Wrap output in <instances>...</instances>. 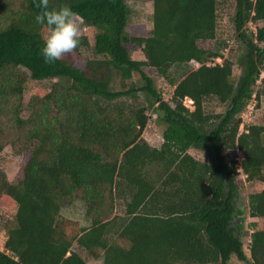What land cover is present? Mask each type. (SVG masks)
<instances>
[{"label":"trees","instance_id":"16d2710c","mask_svg":"<svg viewBox=\"0 0 264 264\" xmlns=\"http://www.w3.org/2000/svg\"><path fill=\"white\" fill-rule=\"evenodd\" d=\"M128 1L67 0L98 31L101 59L77 65L44 62L45 29L34 21L39 0H0V154L9 142L22 155L14 183L0 171V201L10 198L15 207L3 225L0 264H264V229L253 224L247 251L238 216L242 174L257 185L249 214L264 218V123L239 130L249 102L261 96L264 0H228L242 50L237 78L218 37L219 0H152L150 32L130 25ZM80 41L74 51L90 46L87 36ZM192 62L199 66L175 76V67ZM20 68L33 80L55 81L32 99L28 118ZM147 69L174 88L170 102ZM139 92L153 98L165 125L161 148L143 138L147 108L122 103ZM210 99L225 111H209ZM10 124L25 129L13 133L17 143ZM236 149L242 159L230 161ZM119 199L123 215L115 211ZM75 200L85 204L90 227L62 214Z\"/></svg>","mask_w":264,"mask_h":264},{"label":"rangeland","instance_id":"374dc122","mask_svg":"<svg viewBox=\"0 0 264 264\" xmlns=\"http://www.w3.org/2000/svg\"><path fill=\"white\" fill-rule=\"evenodd\" d=\"M219 19H218V37L220 41L224 42V57L231 59L234 65V77L237 78L239 74V66L238 60L239 56L242 53L240 43L238 42L235 34L234 24L232 21V17L234 16L235 9L233 3L228 0H219ZM128 5L131 10L130 17V25L135 26H144V28L150 32L153 28V2L152 0H129ZM78 24L80 26V36H87L90 41L89 47H83L78 51H73L70 54H65L62 59L68 61H75L77 65L82 64L85 60H95L101 59V56H98L94 50V39L98 31L91 26H88L84 23V21L78 17ZM259 25H264V23H259ZM3 26V23L0 19V28ZM252 30L256 31V26L251 24ZM132 51V56L135 59L143 60L144 55L139 47L130 46ZM218 63H222L223 59L218 58L216 60ZM199 65L196 62L189 63L188 65H182L181 67L174 68V74L177 77H181L188 71L196 69ZM21 73L26 77L25 83V91H24V101L25 106L22 108V117L28 118L31 114V101L34 97H43L46 93H48L53 87L55 81L52 80H44V81H36L30 78V73L24 69L20 68ZM149 75L153 77L156 81V86L158 91L162 94V97L165 101L170 102L171 97L174 91V88L169 85V83L158 76V74L150 69H147ZM140 83H143L140 81ZM256 91L261 93V96L258 98L256 95L253 97V100L249 102L253 108L251 113H249L248 117L242 120V124L240 126V133L243 131L244 125L249 124H263L264 123V72L259 79ZM122 103H125L131 107H146L147 114L149 116L148 125L143 133V138L153 147L161 148L163 143V132L165 130V125L160 122L159 116L155 111L153 103V98L150 97L146 92H139L135 94L134 97L123 98ZM190 109H193L194 106L191 105V102L188 100L185 103ZM207 109L212 112H224L225 107L220 105L216 100L210 99L207 101ZM247 110V109H246ZM245 110V111H246ZM6 123H10L5 121ZM245 130V129H244ZM22 131L25 132V129ZM9 133V137L14 138V132H18L16 130V126L10 124L9 129L7 130ZM16 133L19 135H24L25 133ZM21 141V140H20ZM190 153L199 159H205L206 155L204 152L191 149ZM228 158L230 161L239 162L242 159V153L238 149L229 151ZM22 163V155L19 154V147L16 144H10L9 142L6 144L4 150L0 154V171L5 172L7 178L10 182H15L16 175L19 171V168ZM239 183L241 184L240 191V199L238 204L239 211V220L242 225L243 232V240L245 243L246 250L248 249V245L251 242L250 235L255 228L253 226L254 223H257L256 228L264 229V218H252L249 214V194L253 191V189L257 186L254 184L245 181L244 177L241 175L238 176ZM14 202L10 198H4L0 201V249H4V243L6 239V233L3 230V225L6 221L12 218L14 213ZM125 210V205L122 199L117 200L116 202V213L123 215ZM62 214L70 219L79 221L84 227H90L91 221L86 216V206L81 200H75L69 205H66L62 209ZM248 251V250H247ZM90 264H104L102 259L98 260H89Z\"/></svg>","mask_w":264,"mask_h":264},{"label":"clouds","instance_id":"9594fccd","mask_svg":"<svg viewBox=\"0 0 264 264\" xmlns=\"http://www.w3.org/2000/svg\"><path fill=\"white\" fill-rule=\"evenodd\" d=\"M38 7L34 21L45 29L40 53L45 63L52 64L80 46L79 13L67 0L56 7H50L49 0H39Z\"/></svg>","mask_w":264,"mask_h":264},{"label":"built area","instance_id":"2783aa9c","mask_svg":"<svg viewBox=\"0 0 264 264\" xmlns=\"http://www.w3.org/2000/svg\"><path fill=\"white\" fill-rule=\"evenodd\" d=\"M187 100H188L189 102H191V105H193V101H192L191 99H187ZM187 100H186V101H187ZM189 107H190V106H189ZM252 108H253V107H252L251 105H248V106H247V110L242 114V120H243L245 117H246V118L248 117L249 113H251ZM244 129H245V125H244V128H243V131H244ZM243 131H242V132H243ZM242 132H241V133H242Z\"/></svg>","mask_w":264,"mask_h":264}]
</instances>
